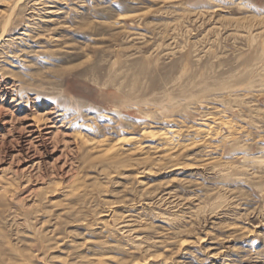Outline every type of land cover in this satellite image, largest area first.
Masks as SVG:
<instances>
[{
	"label": "rangeland",
	"instance_id": "rangeland-1",
	"mask_svg": "<svg viewBox=\"0 0 264 264\" xmlns=\"http://www.w3.org/2000/svg\"><path fill=\"white\" fill-rule=\"evenodd\" d=\"M0 12V264H264V0Z\"/></svg>",
	"mask_w": 264,
	"mask_h": 264
},
{
	"label": "bare ground",
	"instance_id": "bare-ground-1",
	"mask_svg": "<svg viewBox=\"0 0 264 264\" xmlns=\"http://www.w3.org/2000/svg\"><path fill=\"white\" fill-rule=\"evenodd\" d=\"M39 3V2H38ZM3 11V10H2ZM1 13V12H0ZM14 13V12H13ZM21 22V21H20ZM7 23V22H6ZM5 23H4V27H5ZM7 28H8V26H7ZM5 29V28H4ZM7 32V31H6ZM2 34H3V32H2ZM1 34V35H2ZM0 35V36H1ZM6 37V36H5ZM8 38V37H7ZM9 41V40H8ZM12 41V40H11ZM19 99V98H18ZM1 110V109H0ZM47 113V112H46ZM50 114V113H49ZM48 114V115H49ZM6 115V114H5ZM43 115V114H42ZM48 115H47V118H48ZM38 116V115H37ZM34 117L33 119H35L37 122H39L38 124H35V123H24L23 124V129H24V133H25V137H24V139H22L21 141H20V143L22 144V146H24V148H25V146H26V148H30L32 145L34 146L35 144H39V142L40 141H42L41 140V136H42V133H40L38 130H43V129H49L51 126L49 125H47L48 124V121H45L46 119H43L42 117ZM54 116H52V118H53ZM45 118V117H44ZM51 117H50V119H52ZM56 118V117H55ZM32 120V119H31ZM48 120V119H47ZM57 120V119H56ZM215 120V119H214ZM217 120V119H216ZM53 121V120H52ZM42 122V123H41ZM64 122V121H63ZM50 124V123H49ZM55 124V123H54ZM63 124V123H62ZM68 127V126H67ZM203 128V127H202ZM216 128V127H215ZM51 129V128H50ZM172 129V128H171ZM196 129V128H195ZM181 130V129H180ZM209 130V129H208ZM149 131V130H148ZM200 131V130H199ZM205 131H207V130H205ZM146 132V131H145ZM166 132V131H165ZM184 132V131H183ZM51 133V131H45V134H50ZM167 133V132H166ZM178 131L176 132L174 129H172V130H170V131H168V134L169 135H167V134H163L164 135V138L162 137V139H163V141H164V146H163V151H164V153H168L170 150H172V149H174L175 148V146L178 144H176V140H175V137H177L178 135ZM198 135L199 134H201V136H202V132L200 131V132H196ZM206 133V132H205ZM204 133V137L207 135V134H205ZM128 134V133H127ZM196 134V135H197ZM155 135V134H154ZM162 135V136H163ZM167 135V136H166ZM177 135V136H176ZM46 136V135H45ZM45 136H43V137H45ZM107 136V135H106ZM152 136V135H151ZM200 137V136H199ZM2 138V137H1ZM57 138V137H56ZM134 138V136L133 137H131V138H127V140H125V142H127V143H129L128 142V140H132ZM106 139V138H105ZM105 139H103L102 140V143H104L105 141ZM108 139V138H107ZM136 139V138H135ZM201 139H202V137H201ZM54 140V139H53ZM159 140V139H158ZM104 141V142H103ZM122 141V140H121ZM133 141V140H132ZM84 142V141H83ZM101 142V141H100ZM136 142V141H135ZM160 142H162V141H160ZM200 142V141H199ZM85 143V142H84ZM132 143V142H131ZM181 143V142H180ZM189 143H191V142H189ZM192 143H193V141H192ZM195 143V142H194ZM193 143V144H194ZM209 143V142H208ZM91 144V143H90ZM89 144V145H90ZM198 144V143H197ZM98 145V144H97ZM180 145V144H179ZM182 145V144H181ZM191 145V144H190ZM214 145V144H213ZM153 146V145H152ZM92 147V146H91ZM90 147V148H91ZM123 147V146H122ZM179 147V146H178ZM136 148V147H135ZM138 148V150H140V145H139V147H137ZM136 148V149H137ZM190 148V147H189ZM143 149V148H142ZM3 150V149H2ZM52 150V149H51ZM119 150V149H118ZM162 150V149H161ZM186 150V149H185ZM210 150V149H209ZM212 150V149H211ZM26 151V150H25ZM29 151V150H28ZM33 151V150H32ZM157 151V150H156ZM173 151V150H172ZM171 151V152H172ZM119 152V151H118ZM171 154V153H170ZM104 155V154H103ZM106 155V154H105ZM169 155V154H168ZM113 156V155H112ZM165 156H167V155H165ZM89 157V156H88ZM109 157V156H108ZM207 162V161H206ZM211 249V248H210ZM215 255V254H214Z\"/></svg>",
	"mask_w": 264,
	"mask_h": 264
}]
</instances>
